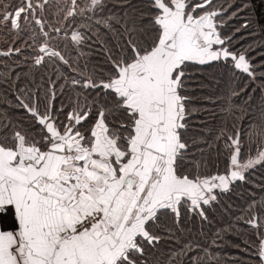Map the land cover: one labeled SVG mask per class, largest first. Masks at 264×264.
Here are the masks:
<instances>
[{
  "label": "snow or ice",
  "instance_id": "snow-or-ice-1",
  "mask_svg": "<svg viewBox=\"0 0 264 264\" xmlns=\"http://www.w3.org/2000/svg\"><path fill=\"white\" fill-rule=\"evenodd\" d=\"M0 60V264H264V0H0Z\"/></svg>",
  "mask_w": 264,
  "mask_h": 264
},
{
  "label": "trees",
  "instance_id": "trees-1",
  "mask_svg": "<svg viewBox=\"0 0 264 264\" xmlns=\"http://www.w3.org/2000/svg\"><path fill=\"white\" fill-rule=\"evenodd\" d=\"M5 63H6V61L0 60V66H2ZM3 71H4L3 67H0V72H3ZM200 76H201L200 72H196L194 74V83L198 82ZM0 84H2V81H0ZM214 87H215V81H209L208 86H207V91H211ZM0 92H3V88L2 87H0ZM194 95L196 97H198V98L200 97V93L199 92L194 93ZM237 103H239V101H237ZM197 106L208 107V108L212 107L211 105L207 104V102L205 100H203V99H200V103ZM202 120H207L210 123L211 122V114H209L207 116H203V115L194 116L193 123L194 124H199ZM216 219L220 220L221 216L219 214H217L216 215ZM197 227H198V225H197Z\"/></svg>",
  "mask_w": 264,
  "mask_h": 264
}]
</instances>
